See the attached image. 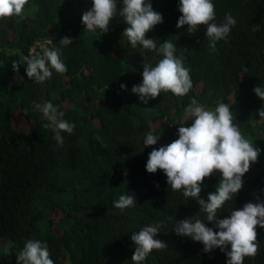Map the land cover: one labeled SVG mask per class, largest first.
Instances as JSON below:
<instances>
[{
	"label": "trees",
	"instance_id": "obj_1",
	"mask_svg": "<svg viewBox=\"0 0 264 264\" xmlns=\"http://www.w3.org/2000/svg\"><path fill=\"white\" fill-rule=\"evenodd\" d=\"M213 4L217 23L225 12L237 21L216 42L215 52L204 35L206 25L192 32L186 25L175 26L180 15L176 0H151L162 22L145 36L157 45L167 39L177 46L175 55L188 68L192 87L183 96L162 91L146 104L130 89L141 80L143 64H155L161 56L139 44L133 48L121 34L126 24L119 17V0L117 16L101 34L87 31L80 20L91 0H28L20 15L0 17V264H16L15 254L28 239L44 243L54 264H134L131 233L161 221L157 237L166 247L153 249L143 264H225L219 248L203 252L200 242L172 230L182 218L203 219L205 214L182 189L172 190L161 170L150 173L144 168L152 148L177 138L173 120L190 98L208 108L217 101L229 102L233 123L261 151L218 218L264 197V121L257 113L264 100L253 92L257 85L264 89V0ZM66 36L72 43L60 42ZM42 40L60 50L67 70H52L50 78L37 83L25 75L22 62ZM45 100L75 125L71 134L61 133V145L33 109L34 102ZM16 114L28 132L13 127ZM149 131L160 132L157 144L143 146ZM219 180L214 170L204 179L200 196L206 199ZM128 191L136 203L115 208L113 201ZM254 227L258 248L242 264H264V225ZM2 239L7 249L1 247Z\"/></svg>",
	"mask_w": 264,
	"mask_h": 264
},
{
	"label": "clouds",
	"instance_id": "obj_2",
	"mask_svg": "<svg viewBox=\"0 0 264 264\" xmlns=\"http://www.w3.org/2000/svg\"><path fill=\"white\" fill-rule=\"evenodd\" d=\"M28 0H0V17L20 15ZM118 0H91V6L82 11L80 20L87 31L105 33L109 30L111 18L117 16ZM122 5L119 17L126 24L122 35L136 48L154 50L161 58L155 64L144 63L141 80L131 86V92L138 100L147 103L162 91H170L176 96H183L192 87L189 70L180 56L175 55L176 45L165 39L159 45L145 33L157 23L162 22V15L153 10L151 0H119ZM180 15L175 26L186 25L188 31L206 25L204 35L208 37L209 49L216 51V42L227 37L236 19L230 12H225L223 20L217 23L213 0H176ZM64 45L72 43L71 37H62ZM50 43V41L48 42ZM48 43H39L23 58L25 75L37 83L44 82L52 75V70L63 73L67 70L60 58V50L49 47ZM17 68V65H16ZM246 71V69H245ZM124 89L126 85H119ZM253 92L264 100V89L259 85ZM229 102L217 101L214 108H208L190 98L177 123V138L167 144L152 148L144 164L146 171L155 173L161 170L166 184L172 190H181L186 198H193L203 212L204 218L189 216L174 223L172 229L177 235L187 236L192 241L202 244L203 252L219 248L226 256L225 264H242L245 255H255L258 248L256 224L264 225V197L257 196L248 200L240 208H233L223 218L218 212L224 202L232 200L243 186V175L249 169L250 162L257 159L261 149L245 139L238 126L233 123L234 115ZM33 109L42 114L47 121L44 127L51 129L57 145L63 143L62 132L71 134L73 122L63 119V112L56 105L45 100L33 103ZM259 119L264 121V106L257 109ZM186 121L191 123L186 124ZM160 132H146L143 146L155 145ZM217 171L220 176L214 191L206 193V199L200 196L204 179ZM126 174V172L124 173ZM260 191L264 192V184ZM136 203L131 191L121 193L113 201L118 209L132 207ZM203 221L212 222L211 226ZM156 222L143 226L130 235L135 248L131 254L134 264H143L146 256L153 249L166 247L157 237L161 224ZM215 229V230H214ZM16 264H54L49 257L47 247L40 240L28 239L15 254Z\"/></svg>",
	"mask_w": 264,
	"mask_h": 264
},
{
	"label": "rangeland",
	"instance_id": "obj_3",
	"mask_svg": "<svg viewBox=\"0 0 264 264\" xmlns=\"http://www.w3.org/2000/svg\"><path fill=\"white\" fill-rule=\"evenodd\" d=\"M39 43H48V41L42 40V41L36 42V45H38ZM14 82H15V79H14ZM95 123L97 125H99L98 121H96ZM12 125L16 130H21V131H25V132H28V130H29V126L26 125V123L24 121H22V119L19 118L17 114L13 118ZM154 128L156 129V126H154ZM1 247L3 249H7L8 248V242L6 240L2 239L1 240Z\"/></svg>",
	"mask_w": 264,
	"mask_h": 264
},
{
	"label": "built area",
	"instance_id": "obj_4",
	"mask_svg": "<svg viewBox=\"0 0 264 264\" xmlns=\"http://www.w3.org/2000/svg\"><path fill=\"white\" fill-rule=\"evenodd\" d=\"M39 42V41H38ZM35 46H37L36 44L34 45V46H32L31 48H30V50L33 48V47H35Z\"/></svg>",
	"mask_w": 264,
	"mask_h": 264
}]
</instances>
